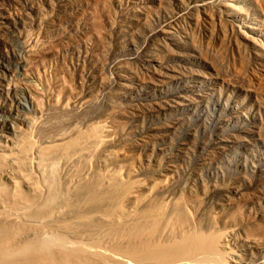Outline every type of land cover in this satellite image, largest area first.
I'll return each mask as SVG.
<instances>
[{
    "label": "rangeland",
    "instance_id": "rangeland-1",
    "mask_svg": "<svg viewBox=\"0 0 264 264\" xmlns=\"http://www.w3.org/2000/svg\"><path fill=\"white\" fill-rule=\"evenodd\" d=\"M92 128V170L138 181L125 210L181 203L264 264V0H0V142Z\"/></svg>",
    "mask_w": 264,
    "mask_h": 264
},
{
    "label": "bare ground",
    "instance_id": "bare-ground-1",
    "mask_svg": "<svg viewBox=\"0 0 264 264\" xmlns=\"http://www.w3.org/2000/svg\"><path fill=\"white\" fill-rule=\"evenodd\" d=\"M98 144L95 128L39 147L30 135L12 145L0 142V264H226L232 260L227 235L201 220L196 223L181 203L169 206L161 197L145 195L134 202V210H125L124 201L132 204L138 181L92 170L89 159ZM34 150L39 163L50 168L44 187L32 176ZM188 169H180L175 189L188 185L189 178L181 177L190 173ZM191 176L194 181L193 172Z\"/></svg>",
    "mask_w": 264,
    "mask_h": 264
}]
</instances>
